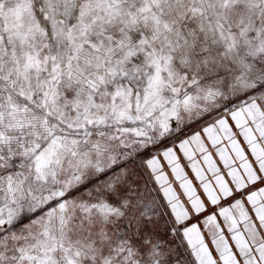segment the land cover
I'll return each mask as SVG.
<instances>
[{
	"label": "snow or ice",
	"instance_id": "6c2138e0",
	"mask_svg": "<svg viewBox=\"0 0 264 264\" xmlns=\"http://www.w3.org/2000/svg\"><path fill=\"white\" fill-rule=\"evenodd\" d=\"M0 264H264V0H0Z\"/></svg>",
	"mask_w": 264,
	"mask_h": 264
}]
</instances>
